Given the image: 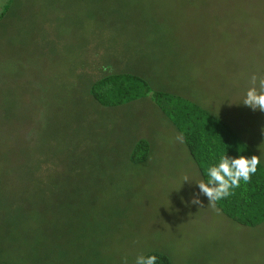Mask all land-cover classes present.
<instances>
[{"label":"rangeland","instance_id":"obj_1","mask_svg":"<svg viewBox=\"0 0 264 264\" xmlns=\"http://www.w3.org/2000/svg\"><path fill=\"white\" fill-rule=\"evenodd\" d=\"M40 4V24L9 28L23 30L11 54H22L23 73L3 59L0 262L135 264L159 251L171 264H264V222L240 226L208 205L152 96L205 109L264 167V112L241 103L251 75L264 76V0ZM102 75L142 85L133 99L98 105L90 84ZM139 139L148 144L142 160Z\"/></svg>","mask_w":264,"mask_h":264},{"label":"trees","instance_id":"obj_2","mask_svg":"<svg viewBox=\"0 0 264 264\" xmlns=\"http://www.w3.org/2000/svg\"><path fill=\"white\" fill-rule=\"evenodd\" d=\"M41 2V4H40ZM52 0H6L0 10V81L4 76L3 59L11 60L17 65V73H23L20 63L23 59L22 54L12 56L24 36L20 28L15 32H10L9 28L17 23H39L37 14L40 6ZM35 8V9H34ZM33 11V12H32ZM32 12V13H31ZM47 24L53 22L52 18L46 13ZM28 24V25H29ZM37 24V25H38ZM26 25V26H28ZM25 26V27H26ZM15 53V52H14ZM141 81L136 77H118L115 75H102L90 84L89 97L98 105H104L116 101L120 98L130 100L135 98V92ZM156 99H161L160 106L167 116L168 121L180 136L188 154L193 160L202 181L207 182V170L216 165L224 153L227 156L236 157L243 155L251 157L253 154L247 150L243 142L223 121L211 115L205 109L186 102H172V98L162 97L159 93L152 94ZM158 103V101H156ZM139 152V159H144L148 153V144L139 139L135 142L133 152ZM41 162L34 159L28 167L34 179L31 184H38ZM230 195L215 203L218 211L231 222L244 226L256 227L264 222V167L261 163L257 167L256 173L248 183L241 181L240 186L230 190ZM144 256L155 255L156 264H171L170 259L159 251H148ZM46 258V257H45ZM0 264H12L2 263Z\"/></svg>","mask_w":264,"mask_h":264},{"label":"clouds","instance_id":"obj_3","mask_svg":"<svg viewBox=\"0 0 264 264\" xmlns=\"http://www.w3.org/2000/svg\"><path fill=\"white\" fill-rule=\"evenodd\" d=\"M249 85L241 103L252 110L264 112V76L251 75ZM261 131L264 132V128ZM259 164L257 155L231 157L224 153L216 165L208 168L207 182H197L199 193L206 196L208 205L215 208V203L229 196L230 190L239 187L241 181L248 183L256 173ZM183 181H189L188 176L185 175ZM191 203L201 205L199 195H194ZM156 260L155 255H138L135 264H156ZM124 264H127L126 258H124Z\"/></svg>","mask_w":264,"mask_h":264}]
</instances>
